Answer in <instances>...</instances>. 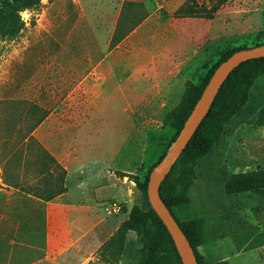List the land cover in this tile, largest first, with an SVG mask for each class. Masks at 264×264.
I'll return each mask as SVG.
<instances>
[{
  "label": "rangeland",
  "instance_id": "rangeland-1",
  "mask_svg": "<svg viewBox=\"0 0 264 264\" xmlns=\"http://www.w3.org/2000/svg\"><path fill=\"white\" fill-rule=\"evenodd\" d=\"M17 1L0 0V167L3 159L14 149L12 145L22 141V136L29 133L31 124L39 120L41 123L51 112L56 113L59 121L64 122L65 107L70 109L81 101L83 105L96 103L87 98L86 91L97 89V79L88 77L81 82V75L84 74H81L78 62L95 59L101 53V46L106 52L113 47L114 42L113 39L110 41V20L108 17L99 18L100 12V17L105 12L106 16H111L114 11L112 2L40 0L37 7H25L17 12L13 10L19 4ZM180 3L165 1L167 9L176 8V15L212 17L211 51L190 69L186 90L199 86L209 70L230 50L264 43V0H187L179 6ZM156 5L154 2L153 8ZM9 10H12V21L7 19ZM86 24L91 27L89 34L69 32L82 29L85 32L88 29ZM72 26L75 28L72 29ZM183 51L184 55H190L193 46H185ZM71 59L73 62L68 63ZM73 88L77 94L65 99ZM190 96L189 93L185 99L171 100L176 106L165 115L154 116L156 119L152 124H149V115L143 113L130 116L119 104L121 111L113 115L119 130V134L116 132L117 137L125 145L119 163L121 167L129 168L128 173H132L133 177L119 174L126 182V188L130 187L128 182L132 184L133 190L129 192L133 193L129 195L127 189L120 190L118 199L123 201L117 202L123 203H120L118 211L110 213L107 208L97 209L98 215L105 217L104 222L67 254L66 264L148 262V242L153 240L152 228L147 227L144 232L129 229L122 240L119 227L129 218L134 205L149 209L148 199L137 187L135 179L144 181L152 165L172 147V139L177 130L170 126L173 115ZM91 116L94 121L98 119L107 122L106 116ZM167 116L168 124L165 123ZM134 122L138 125L132 129L130 137L126 138L128 127ZM224 129L209 155L195 162L181 160L175 169L170 170L166 182L167 190L180 192L183 187L180 176L185 173L188 177L185 194L189 201L173 209L181 222L197 218L203 220L204 236L203 241L198 243V250L207 263L220 260L231 251L248 249L264 241V193L248 191L228 194L224 190L225 181L233 173L252 175L264 169V73L256 79L250 100L241 112L225 123ZM12 160L15 168L16 159ZM188 166L194 171L189 176L185 171ZM120 171L127 172L122 169ZM50 173H53V179L50 182L44 181L43 186L37 184L36 188H22L29 191L36 189L40 194L57 190L62 186V172ZM2 177L3 181L14 183L13 180L9 181L13 174ZM3 181L0 179V211L9 201L13 204L32 201V197H21L9 186L7 190ZM15 214L5 213L12 220H17ZM1 215L2 212L0 219ZM6 228V222L0 221V264H23L31 259L30 252L33 255L41 253L39 248L31 251L22 246L9 245ZM21 233H24L22 238L41 241L38 228L22 231L19 235ZM217 242L220 247L214 245ZM232 243L236 244L235 247ZM164 260L165 264H183L182 259L180 261L170 253L165 254ZM249 264L259 262L252 257Z\"/></svg>",
  "mask_w": 264,
  "mask_h": 264
},
{
  "label": "crops",
  "instance_id": "crops-1",
  "mask_svg": "<svg viewBox=\"0 0 264 264\" xmlns=\"http://www.w3.org/2000/svg\"><path fill=\"white\" fill-rule=\"evenodd\" d=\"M105 1L113 3L114 11L111 16L105 12L102 17L100 12L99 18L108 17L111 22L113 47L105 52L101 46L95 59L78 62L84 74L81 82L88 77L97 79V89L86 91L87 98L96 103L83 105L81 101L70 109L65 107L64 122L51 112L28 137L12 145L14 149L0 167L2 181V176L13 174L8 180L14 183L3 181L6 187L21 197H32V201L25 203L9 201L0 211V221L7 225L9 245L41 250L38 255L30 252L31 259L23 264H66L67 254L104 222L105 217L98 215L97 209L106 208L112 200L123 201L118 199L121 189H127L129 195L133 193L129 192L133 190L132 184L128 182L130 187L126 188L119 174L121 169L130 170L119 163L125 146L117 137L119 130L113 118L121 109L119 104L130 116L149 115L152 124L154 116L165 115L176 106L171 100L183 99L190 69L211 51L212 17L176 15V8H166V0ZM171 1L176 4L187 0ZM82 30L69 32L89 34L91 27ZM185 46H193L190 55H184ZM71 62L73 59L68 63ZM74 88L65 99L77 94ZM92 114L106 116L107 122L94 121ZM137 125L136 122L129 125L126 138ZM60 170L62 186L53 192L40 194L36 189L22 188L43 186L44 181L53 179L50 172ZM11 212L16 213L17 220L5 215ZM35 228L40 230V242L22 238L24 233L19 235ZM218 243L214 245L220 247ZM252 257L264 264V241L248 249L231 251L221 259L230 264H249Z\"/></svg>",
  "mask_w": 264,
  "mask_h": 264
},
{
  "label": "trees",
  "instance_id": "trees-1",
  "mask_svg": "<svg viewBox=\"0 0 264 264\" xmlns=\"http://www.w3.org/2000/svg\"><path fill=\"white\" fill-rule=\"evenodd\" d=\"M17 2L19 4L13 10L18 12L25 7H37L40 3V0H18ZM11 18L12 10H9L7 19L12 21ZM244 47L249 46L236 47L224 54L220 58V60L209 70L199 86H193L190 88L191 90H186L183 99H185L189 93L191 94V96L189 100L181 105L180 109L173 115V122L170 126L176 128L177 130L172 139V142L175 141L179 131L183 127L187 117L189 116L195 103L201 96L205 86L207 85L211 75L213 74L218 64L229 57L237 49ZM262 73H264V56L247 59L234 68V70L230 73V75L221 86L209 112L199 124L194 135L184 148L183 152L178 157L177 161L174 163L171 170L175 169L178 163L183 159H185V161L195 162L198 158L209 155L212 152L215 142L220 139L225 130V123L231 121L239 112L242 111L244 106L250 100L252 88L256 83V79ZM168 116L166 117V124L169 123ZM39 121L31 124L28 130L29 133H26V135L24 134L21 138L22 140L32 133L33 129L36 126L35 124H38ZM165 154L166 152L159 158L157 163L164 157ZM157 163L152 165L144 181L135 179L137 187L144 193L145 197L148 199L149 209L144 210L139 205H134L130 210L129 218L125 220L119 227V233L122 240L124 239L125 234L129 229H139L140 231L144 232L147 227L152 228L153 240H150L148 242L149 260L146 264H165L164 257L166 253L176 255L181 261V256L170 231L149 201V177L153 167ZM185 171L186 175L188 176L194 174V171L190 166H188ZM119 173L123 176L127 175L129 177H133L132 173L121 171H119ZM169 176L170 172L161 183V195L170 208L171 212L179 222L183 231L191 241L195 249L199 264H230L227 259H220L211 263H207L203 260V256L198 250V243L203 241L204 236L203 220L201 218H197L181 222L173 209L174 206L181 205L189 201L188 196L185 194L188 186V182L186 183L188 177L185 176V173L180 176L179 180L183 187L180 192H172L169 189L167 190L166 187V182ZM224 190L228 194H239L248 191L264 193V169L261 170L258 174L252 175L246 174L244 172L233 173L225 181ZM167 244H169V246H167Z\"/></svg>",
  "mask_w": 264,
  "mask_h": 264
},
{
  "label": "water",
  "instance_id": "water-1",
  "mask_svg": "<svg viewBox=\"0 0 264 264\" xmlns=\"http://www.w3.org/2000/svg\"><path fill=\"white\" fill-rule=\"evenodd\" d=\"M264 56V43L244 47L234 51L215 68L201 96L195 103L183 127L179 131L172 147L152 169L148 182L149 201L170 231L183 264H199L195 249L179 222L164 201L160 186L172 169L180 154L194 135L199 124L209 112L221 86L241 62Z\"/></svg>",
  "mask_w": 264,
  "mask_h": 264
},
{
  "label": "built area",
  "instance_id": "built-area-1",
  "mask_svg": "<svg viewBox=\"0 0 264 264\" xmlns=\"http://www.w3.org/2000/svg\"><path fill=\"white\" fill-rule=\"evenodd\" d=\"M120 203L123 202H117V201H113L111 202L109 205L106 206L108 212H113V211H118L120 209Z\"/></svg>",
  "mask_w": 264,
  "mask_h": 264
}]
</instances>
